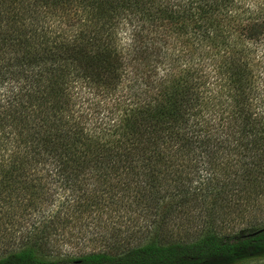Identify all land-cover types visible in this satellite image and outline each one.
I'll return each instance as SVG.
<instances>
[{
  "label": "trees",
  "instance_id": "trees-1",
  "mask_svg": "<svg viewBox=\"0 0 264 264\" xmlns=\"http://www.w3.org/2000/svg\"><path fill=\"white\" fill-rule=\"evenodd\" d=\"M260 83L264 0H0V264H264Z\"/></svg>",
  "mask_w": 264,
  "mask_h": 264
},
{
  "label": "rangeland",
  "instance_id": "rangeland-1",
  "mask_svg": "<svg viewBox=\"0 0 264 264\" xmlns=\"http://www.w3.org/2000/svg\"><path fill=\"white\" fill-rule=\"evenodd\" d=\"M147 73V72H145ZM150 79H153L152 77ZM211 80V79H210ZM260 89L264 90V86L262 83L259 84ZM210 87H212L210 85ZM5 88L1 87L0 92L4 93ZM240 195V194H239ZM242 196V195H240ZM243 197V196H242ZM244 198V197H243ZM175 200V199H174ZM254 200H257V205L254 204L252 208H245L246 212L251 214L253 212L259 213L257 219L260 220V223L264 222V196L254 197ZM172 203V202H171ZM186 210L190 213L186 215L185 212L178 213L179 210H171L169 208V203L165 202L161 205L160 210L158 212V221L157 226L161 224L158 230L155 232V235H158L162 240H172V241H192L195 239L198 232L201 230V218L199 217V206H194L195 198L188 199ZM243 201V205H244ZM172 206V205H170ZM121 217L115 219V227L119 229V231H124L123 235H116L119 241H130L131 239H135L138 235H145L149 232L148 223H143L141 217H150L149 214L145 213L140 214L139 211L129 212L128 214H121ZM162 221V222H161ZM134 224V225H133ZM133 225V226H132ZM245 227L244 223H222L219 224L217 230L220 234H235L240 231L241 228ZM109 230L103 231L107 236L109 234ZM153 235V236H155ZM113 240V238H112ZM95 244H87L85 242H80L78 247H74V251L78 252L79 250H90L95 248ZM62 249H65L62 247ZM73 251V252H74Z\"/></svg>",
  "mask_w": 264,
  "mask_h": 264
}]
</instances>
